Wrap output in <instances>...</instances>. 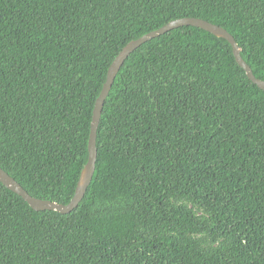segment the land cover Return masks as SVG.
<instances>
[{
    "label": "trees",
    "instance_id": "trees-1",
    "mask_svg": "<svg viewBox=\"0 0 264 264\" xmlns=\"http://www.w3.org/2000/svg\"><path fill=\"white\" fill-rule=\"evenodd\" d=\"M181 17L226 28L264 79V0H0V166L69 203L111 63ZM97 147L68 214L0 182V264H264V90L226 39L181 26L137 48Z\"/></svg>",
    "mask_w": 264,
    "mask_h": 264
},
{
    "label": "water",
    "instance_id": "water-1",
    "mask_svg": "<svg viewBox=\"0 0 264 264\" xmlns=\"http://www.w3.org/2000/svg\"><path fill=\"white\" fill-rule=\"evenodd\" d=\"M181 26H195L208 31L217 37L226 39L232 46L233 54L237 63L246 71L248 78L259 88L264 90V79H261L255 75L252 67L242 56V46L238 44L235 37L226 28L198 17H181L174 19L156 30L150 31L137 39L131 40L123 47V49L119 52V54L111 63L107 71L106 81L103 84V88L95 102V107L93 110L88 141V160L84 168L82 169L81 176L79 178L75 190V194L69 203L63 204L50 199H43L31 195L19 181H17L1 166L0 182L6 188L21 196L34 210H54L62 214H68L75 210L79 206L80 202L83 200L93 180L98 159L97 134L105 100L109 95L115 78L118 72L120 71L122 65L125 63L128 57L145 42Z\"/></svg>",
    "mask_w": 264,
    "mask_h": 264
}]
</instances>
